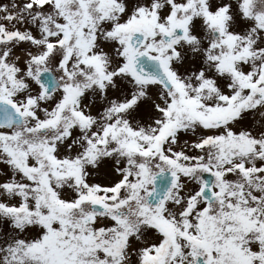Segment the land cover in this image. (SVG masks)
I'll list each match as a JSON object with an SVG mask.
<instances>
[{
	"label": "snow or ice",
	"instance_id": "snow-or-ice-1",
	"mask_svg": "<svg viewBox=\"0 0 264 264\" xmlns=\"http://www.w3.org/2000/svg\"><path fill=\"white\" fill-rule=\"evenodd\" d=\"M0 264H264V0H0Z\"/></svg>",
	"mask_w": 264,
	"mask_h": 264
}]
</instances>
